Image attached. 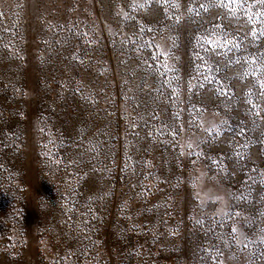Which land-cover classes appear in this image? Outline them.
<instances>
[{
	"label": "rangeland",
	"instance_id": "obj_1",
	"mask_svg": "<svg viewBox=\"0 0 264 264\" xmlns=\"http://www.w3.org/2000/svg\"><path fill=\"white\" fill-rule=\"evenodd\" d=\"M0 264H264V2L0 0Z\"/></svg>",
	"mask_w": 264,
	"mask_h": 264
},
{
	"label": "clouds",
	"instance_id": "obj_2",
	"mask_svg": "<svg viewBox=\"0 0 264 264\" xmlns=\"http://www.w3.org/2000/svg\"><path fill=\"white\" fill-rule=\"evenodd\" d=\"M210 126L212 129H216L218 127L214 122H210Z\"/></svg>",
	"mask_w": 264,
	"mask_h": 264
},
{
	"label": "snow or ice",
	"instance_id": "obj_3",
	"mask_svg": "<svg viewBox=\"0 0 264 264\" xmlns=\"http://www.w3.org/2000/svg\"><path fill=\"white\" fill-rule=\"evenodd\" d=\"M262 2H264V0H262Z\"/></svg>",
	"mask_w": 264,
	"mask_h": 264
}]
</instances>
